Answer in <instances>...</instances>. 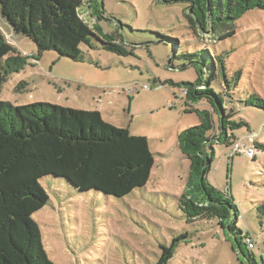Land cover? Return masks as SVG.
Wrapping results in <instances>:
<instances>
[{"label": "rangeland", "instance_id": "rangeland-1", "mask_svg": "<svg viewBox=\"0 0 264 264\" xmlns=\"http://www.w3.org/2000/svg\"><path fill=\"white\" fill-rule=\"evenodd\" d=\"M187 7L192 14L188 1H90L81 10L85 23L104 35H116L129 54L105 51L96 41L100 48L82 46L83 60L77 62L53 51L36 60L37 46L12 33L0 6V31L15 55L25 58L6 76L2 101L13 106L45 102L84 111L101 108L105 123L147 137L155 158L147 185L123 199L81 193L62 179L41 180L50 203L32 219L51 263L157 264L161 246L187 235L168 264H250L246 246L243 254L235 236L217 220L190 223L184 218L178 198L185 192L190 162L179 150L178 137L200 125L197 113L186 112L182 85L195 83L208 63L198 51L224 53L229 73H241L237 95H264V11L253 10L234 24H224L220 34L233 29L235 35L219 41L213 33L191 29ZM160 35L170 41L162 42ZM170 43H180L178 55L190 50L195 60L174 58ZM159 80L163 86L157 85ZM241 107L237 120L248 121L255 134L242 129L236 135L255 148L256 142L264 143V111ZM232 148L215 141L207 181L234 200L240 217L233 221L254 235L257 247L252 253L264 264V151H258L255 160L237 155L231 162Z\"/></svg>", "mask_w": 264, "mask_h": 264}, {"label": "trees", "instance_id": "trees-1", "mask_svg": "<svg viewBox=\"0 0 264 264\" xmlns=\"http://www.w3.org/2000/svg\"><path fill=\"white\" fill-rule=\"evenodd\" d=\"M90 1L93 0H0V6L12 33L37 46L36 60L53 51L61 58L79 62L83 60L81 47L100 48L96 41L105 51L128 55L125 45L115 40L116 35H104L97 27L92 29L85 23L81 10ZM179 1H188L193 7L192 14L188 12L190 7L185 8L191 29L213 33L219 41L235 35L233 29L220 34L221 26L234 24L250 11H264V0H159V3ZM160 38L162 42L170 41L167 36ZM179 45H172L174 58L195 60L190 50L178 55ZM198 53L208 63L203 65L195 83L182 84L187 92L186 112L197 113L200 125L178 137L179 150L190 162L187 186L178 198L179 207L187 222L217 220L223 230L235 236L243 254L242 247L246 246L248 262L258 264L252 253L257 242L253 250L246 244V239L254 235L237 227L233 221L234 217L236 220L240 217L237 205L227 193L209 185L207 174L213 162L215 141L231 147L242 139L236 135L237 131L247 129L248 135L255 134L248 121L237 118L241 105L264 111V95H237L241 73H229L224 53L216 51L212 56L207 49ZM15 54V48L0 31V264H53L32 219L50 203L41 180L62 179L81 193L98 192L123 199L147 185L155 158L147 137L105 123L99 111L45 102L13 106L2 101L6 76L25 60ZM156 82L164 85L160 80ZM255 149L256 154L264 151V143L256 142ZM185 238L187 235H182L173 239L170 246H161L163 253L157 264H168Z\"/></svg>", "mask_w": 264, "mask_h": 264}, {"label": "built area", "instance_id": "built-area-1", "mask_svg": "<svg viewBox=\"0 0 264 264\" xmlns=\"http://www.w3.org/2000/svg\"><path fill=\"white\" fill-rule=\"evenodd\" d=\"M143 88L149 90V87L147 85H144ZM185 95H187L186 91H184V96ZM252 142H253V138L250 136V143ZM237 155H243L249 159H254L256 156V150L252 145L247 144L240 140L234 144L232 150L230 151L229 160H233L234 157ZM246 244L250 250H253L256 247V241L252 237H248L246 239Z\"/></svg>", "mask_w": 264, "mask_h": 264}, {"label": "crops", "instance_id": "crops-1", "mask_svg": "<svg viewBox=\"0 0 264 264\" xmlns=\"http://www.w3.org/2000/svg\"><path fill=\"white\" fill-rule=\"evenodd\" d=\"M101 110H102L101 108H98L97 110H93V111H99L101 113V115H102V111Z\"/></svg>", "mask_w": 264, "mask_h": 264}]
</instances>
